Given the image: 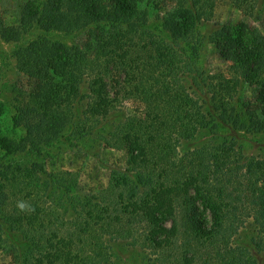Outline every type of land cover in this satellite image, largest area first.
Instances as JSON below:
<instances>
[{"label": "trees", "instance_id": "trees-1", "mask_svg": "<svg viewBox=\"0 0 264 264\" xmlns=\"http://www.w3.org/2000/svg\"><path fill=\"white\" fill-rule=\"evenodd\" d=\"M166 1L171 3L169 8L163 7L164 0L22 4L19 32L36 25L45 31L59 29L74 40L67 44L38 37L13 50L18 65L32 77L35 93L43 92L23 112L28 126L24 135L19 140L0 138L6 153L38 151L59 140L76 117L78 105L88 116H108L117 102L109 92L116 70L126 76L129 95L141 106L123 116L133 167L113 171L100 194L74 199L43 168L38 172L44 182H54L58 191L27 192L31 194L27 199L8 194L4 187L14 189L15 184L8 177L1 180L0 223L9 227L17 246H25L24 252L17 248L20 264H111L112 243L120 241L148 250L155 264H208L211 250L212 254L226 253L229 264H252L247 257L233 254L235 249L227 243L216 245L238 230L225 222L232 212L223 209L219 184L223 145L215 150L178 151L179 143L197 130L216 127L214 118L202 111L189 90L191 84L183 83L189 69L185 71L177 61L180 42L197 32L216 0ZM231 1L245 9L259 3ZM209 40L233 72L255 86L256 105L247 108L246 126L264 129V37L239 23L220 25ZM218 118L223 121L222 110ZM26 138L33 145L25 147ZM225 154L229 156V151ZM257 198L253 217L260 223L259 214L264 225V193ZM56 199L68 204V212L54 210ZM20 201L26 203L24 211L17 208Z\"/></svg>", "mask_w": 264, "mask_h": 264}, {"label": "rangeland", "instance_id": "rangeland-1", "mask_svg": "<svg viewBox=\"0 0 264 264\" xmlns=\"http://www.w3.org/2000/svg\"><path fill=\"white\" fill-rule=\"evenodd\" d=\"M43 1L0 0V138L11 136V139L19 140L24 135L27 124L23 112L43 92L39 89L40 94L35 93L32 77L18 65L13 50L38 37L67 44L74 40L59 29L45 31L36 25L25 33L19 32L22 4L32 2L40 5ZM186 1L189 0H179L181 3ZM260 2L254 8L245 9L231 0H216L207 20L201 22L191 38L180 42L177 51L179 65L185 71L189 69L183 83L191 84L189 90L199 100L202 111L216 122V127L197 130L189 139L181 141L178 151L182 153L185 149L191 151L199 147L215 150L223 145V164L220 167L223 179L219 184L223 190V209L231 210L230 214L232 212L225 222L237 226L238 230L216 245L227 243L235 249L233 254L247 257L252 264H264L263 220L259 214L260 223L253 217L258 211L256 197L258 193H264V129L246 126L249 120L245 116L247 108L256 105L255 86L243 82L233 72L231 64L221 58L209 36L220 25L245 23L264 37V3ZM167 5L171 3L164 0L163 7ZM110 83V95L116 97L117 102L108 116H88L82 113L84 107L78 105L76 117L62 130V137L38 151L8 154L0 140V183L8 177L15 184L14 189L4 187V191L29 199L31 194L26 195L27 192L41 195L51 188L57 190L54 182H44V177L38 172L43 168L47 175L64 186L67 194L79 199L83 195L100 194L109 185L113 171H131L133 158L126 148L123 116L133 113L141 105L129 95V81L124 74L116 70ZM221 110L223 121L218 118ZM230 121L239 123L240 128L231 125ZM27 145L33 143L26 138L25 147ZM226 151H229V156ZM27 170L31 175H27ZM56 201L58 199L52 201L53 208L58 204L54 210L68 212L66 202L62 199ZM0 225L5 228L2 230L0 226V264H20L21 258L16 256L19 246L12 241L14 236L5 223ZM112 244L111 264H155V257L148 250L131 248L122 241ZM20 249L24 252L25 246ZM207 257L208 264H229L224 252L212 254L211 250Z\"/></svg>", "mask_w": 264, "mask_h": 264}, {"label": "clouds", "instance_id": "clouds-1", "mask_svg": "<svg viewBox=\"0 0 264 264\" xmlns=\"http://www.w3.org/2000/svg\"><path fill=\"white\" fill-rule=\"evenodd\" d=\"M17 208L20 210V211H24L26 209V203L23 202V201H20L17 203Z\"/></svg>", "mask_w": 264, "mask_h": 264}]
</instances>
